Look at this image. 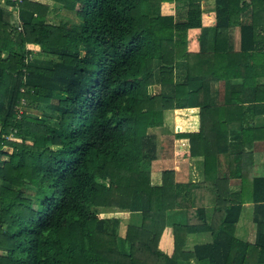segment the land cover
I'll use <instances>...</instances> for the list:
<instances>
[{
	"label": "trees",
	"instance_id": "trees-1",
	"mask_svg": "<svg viewBox=\"0 0 264 264\" xmlns=\"http://www.w3.org/2000/svg\"><path fill=\"white\" fill-rule=\"evenodd\" d=\"M52 1L78 22L49 19L41 2L0 5V264H264V167L250 172L252 143L264 144L253 123L264 116V0H215L213 26L201 0ZM167 110L174 139L188 140L176 155L203 158L200 182L170 165L151 181L150 128ZM244 202L253 242L234 235ZM131 212L139 225L119 235ZM165 225L170 254L158 249ZM197 233L209 238L187 247Z\"/></svg>",
	"mask_w": 264,
	"mask_h": 264
},
{
	"label": "crops",
	"instance_id": "crops-1",
	"mask_svg": "<svg viewBox=\"0 0 264 264\" xmlns=\"http://www.w3.org/2000/svg\"><path fill=\"white\" fill-rule=\"evenodd\" d=\"M31 1H36V2H41L45 4H51L53 2L52 0H31ZM201 16H202V24L204 26H213L215 24V0H201ZM0 5L4 7H10L6 5L5 0H0ZM12 20L14 22H17L18 17H17V12L16 10L12 9ZM160 11L161 13L169 14L172 13L174 14L175 8H174V3L173 2H163L160 4ZM14 15H16V19H14ZM232 35H233V48L235 50L239 49V28L234 27L232 29ZM228 91L229 87L224 91L223 96L225 98L228 97ZM172 117H173V123H174V115L173 112ZM253 120V119H252ZM253 123L255 126H261L264 124V116H256L253 120ZM233 134H231L232 136ZM177 144V149L181 150L182 148H187L188 146V140L185 138H182L180 143L174 139V145ZM175 154V159L176 164L174 160L171 162L169 161L171 168L174 169V176L176 180L179 181H192V182H200L203 179V170H202V156L199 155H194V156H189V157H179ZM221 161L223 162L221 165V171L219 170V175L220 176H228L229 175V170H226V164L224 163L223 156H220ZM160 163V162H159ZM172 164V165H171ZM161 164H159L160 166ZM164 162L162 163L161 167H163ZM178 167L182 168L184 171L183 173L178 172ZM263 167H264V144L260 140H254L252 143V165L250 168V172L252 174H261L263 172ZM162 169V168H161ZM159 171V178L154 179V177L151 176V181L152 183H160V172ZM219 169V168H218ZM232 169V168H231ZM225 173L226 175L222 174ZM230 187L233 190L238 189V183L237 179L230 177ZM254 208L255 205L252 202H244L241 206V211L238 217V220L235 225V230H234V235L237 236L238 238H241L245 241H250L253 242L255 239V233H256V222L253 220V214H254ZM174 213V210L168 211V214ZM135 213V212H134ZM140 213V212H138ZM166 233V235H165ZM165 235V236H164ZM173 234H172V227L171 225H165V227L162 230V233L160 235L159 241H158V249L164 253L170 254L172 249H173ZM209 238L208 233H197V234H192L189 236L187 240V247H191L193 243L195 242H201L205 241ZM178 264H194L192 259H189L187 261H182L179 260Z\"/></svg>",
	"mask_w": 264,
	"mask_h": 264
},
{
	"label": "rangeland",
	"instance_id": "rangeland-1",
	"mask_svg": "<svg viewBox=\"0 0 264 264\" xmlns=\"http://www.w3.org/2000/svg\"><path fill=\"white\" fill-rule=\"evenodd\" d=\"M52 9L49 12V19L53 20V21H67V23H77L78 22V18L75 16L73 11H70L64 7H62L60 4L58 3H52L49 4ZM14 19H16V15L13 16ZM38 55L42 56L41 53H38ZM168 111V110H167ZM163 112V125L162 127H156V128H150V131L152 133H155L156 135L159 136L160 139V143L159 145H157V151H158V157L156 159L152 160L151 163V174H150V178L151 176L154 177V179H158L159 178V171L161 168L169 166L170 164L169 161H173V163H177L175 159V151H179L177 149V144L174 145V136H173V117H172V113L171 112ZM183 118V115H182ZM186 124V123H185ZM15 139V138H12ZM11 148L10 147H3L2 151L3 152H10ZM175 157V158H174ZM2 158L6 159V156H2ZM178 161V160H177ZM160 162V163H159ZM164 162L163 167H161L162 163ZM159 164H161L159 166ZM171 164V165H172ZM178 172L183 173V169L178 167ZM106 211H111L109 209H103ZM120 222L118 223L119 228L117 227V233L119 235H122L124 233V230L126 228V225L128 224H135V225H139L140 220H141V215L138 212H131L129 214H126V216H122L120 217Z\"/></svg>",
	"mask_w": 264,
	"mask_h": 264
}]
</instances>
